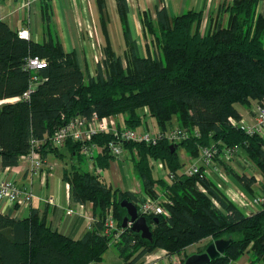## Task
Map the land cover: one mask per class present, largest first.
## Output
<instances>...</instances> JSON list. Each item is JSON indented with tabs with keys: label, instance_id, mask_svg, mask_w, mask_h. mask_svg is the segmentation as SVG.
<instances>
[{
	"label": "trees",
	"instance_id": "obj_1",
	"mask_svg": "<svg viewBox=\"0 0 264 264\" xmlns=\"http://www.w3.org/2000/svg\"><path fill=\"white\" fill-rule=\"evenodd\" d=\"M260 2L233 0L205 31L202 12L170 18L163 9L156 19L145 13L141 18L145 45L141 46L131 28L127 0H116L124 55H118L107 41L94 76L82 68L76 52H66L52 34L42 42L25 40L0 20V102H5L0 105V170L19 166L32 141H46L41 147L44 159L50 154L59 158L60 149L51 145L50 138L70 120L90 119L93 114L121 116L131 129L139 128L148 115L159 131L176 126L200 134L180 143H124L123 148L137 151L133 160L141 183L139 193L113 188L81 162L79 168L74 164L65 169L63 181L71 186V201L92 205L91 228L76 240L52 229L38 210L23 219L12 212L0 213V264H105L110 246L116 248L122 264H141L156 250L182 256L189 247L206 242L197 248L201 254L220 239L231 244L209 264H231L243 257H248L249 264H264V207L246 214L207 176H187L178 153L183 147L192 159H198L204 147L216 146L220 152L236 148L235 155L244 156L264 178V135L249 136L230 122L242 119L237 105H264ZM98 5L102 12L104 0H98ZM30 58L45 60L47 65L37 72L27 70ZM34 75L38 86L29 100L6 102L23 96ZM113 140L108 134L91 140L101 151L96 160L104 171L114 159L108 149ZM66 146L71 156L84 159L81 143L69 140ZM154 160L163 162L166 177L156 175ZM217 160L248 195L256 196L254 174H240L222 154ZM145 196L160 200L169 214L146 217L152 241L122 227L127 211L121 202L127 200L139 208ZM110 210L116 230L107 235L103 225Z\"/></svg>",
	"mask_w": 264,
	"mask_h": 264
},
{
	"label": "crops",
	"instance_id": "obj_2",
	"mask_svg": "<svg viewBox=\"0 0 264 264\" xmlns=\"http://www.w3.org/2000/svg\"><path fill=\"white\" fill-rule=\"evenodd\" d=\"M2 1L3 4L1 6L2 9L0 8V20L6 22L14 30L19 31L24 28L29 29L32 40L36 42H40L38 41V38L40 37L39 28L42 26L43 41L48 39L49 34H52L54 37H58L57 39L62 43L66 52H76L79 63L81 66L84 64V68L88 69V74L91 76H94L95 74H92L87 66L90 65V63H94L96 68V65L103 58L101 60L97 58L96 48L93 43L89 42L91 39V34H85L84 37L87 39L83 40L80 38V41L82 40L83 43H79V36L81 35L83 28L86 32L90 31V26L88 25L89 21L86 19V17H88L87 11L89 8L90 12L91 7L93 8L91 15L92 18L96 17L97 21L99 22L98 26L105 39V45L108 41L113 50L116 52L114 36L118 35L119 39L121 38L125 46L116 0H104V9L102 12L99 9L98 0H42L31 10L23 8L21 4L22 0ZM232 1L233 0H127L130 10L129 20L131 28L134 37L138 41L142 40L141 37L138 38L136 35V33L139 32L138 24L141 25L142 34L141 18L145 13L153 19H156L157 13L163 9L168 13L170 18L183 15L188 11L202 12L204 16L202 30L205 31L207 26H213L216 23V19L222 7L224 5H228ZM48 11H50L52 15L51 20L49 19L50 21L46 19V12ZM258 12L264 16V6L260 7L259 4ZM66 41L69 42L68 46L65 44ZM102 56L103 50L101 57ZM118 124L120 127H125L123 117L120 116ZM100 152V149H96L92 154L89 155L81 151L82 156L86 160L85 167L88 168L89 171L96 173V168L98 167L96 158ZM51 155L54 154H50L45 159L46 165L44 172L32 174L28 170L26 164H20L19 166L9 168L8 170L7 168L5 170H0V177L11 178L19 186H30L34 192V200L38 201L37 203L33 204V200L30 206H18V208H15V205L3 203L0 213L4 214L12 212L13 217L23 219L27 217L32 210H38L41 215H46L47 222L52 229H55L78 240L86 234V232L89 230V226H91L93 223L91 221V219H94L92 214V205H86V208L82 212L80 205L71 201L70 192L67 191L65 186L66 183L63 181L65 169H70L74 165L73 162H76L75 155L74 157L71 156L70 149L67 146L63 149H60L61 156L59 158L54 155L57 158L56 161L51 160ZM188 157L190 160L189 163L191 165L194 159H192L189 155ZM78 159H80L81 162L82 159L79 157ZM116 161L117 159L114 158L109 165V168L113 169L111 174L113 183L109 184L113 188H119L124 192H141V183L139 179L135 178L134 180L126 181L124 178L120 177V172L118 171L119 165ZM68 162H71V164L69 165ZM55 168L58 170L59 177L65 186L64 188L66 191V195L65 192L64 194H62V191L60 192L58 201L52 197L49 198L47 189L49 187V183L52 181V171ZM207 171L208 170H206V172ZM254 175L257 179V183L253 186L254 194H264L261 193L262 191L260 192L262 189V183L264 182L261 181L260 183L256 173H254ZM38 176L40 177L39 183L43 190L41 193H36V191H34L33 184ZM228 176L230 179H232L229 173ZM207 177L209 178L208 175ZM29 181H31V183ZM42 185H46V188H44ZM222 191L224 192V190ZM50 200H53V203H50ZM27 211L28 215L25 216ZM194 247L198 248L197 246H191L190 249ZM194 254L197 253L193 252L190 256ZM174 257L176 258V261L172 264H179L180 260L178 256H170L164 250H156L153 253L145 256L141 264H150L153 261H156L157 264H159V262L163 259H166L169 261V263H171ZM231 264H249V260L248 257H243L241 260Z\"/></svg>",
	"mask_w": 264,
	"mask_h": 264
},
{
	"label": "built area",
	"instance_id": "obj_3",
	"mask_svg": "<svg viewBox=\"0 0 264 264\" xmlns=\"http://www.w3.org/2000/svg\"><path fill=\"white\" fill-rule=\"evenodd\" d=\"M42 0H22L21 4L23 8L27 10L33 9L36 4H39ZM20 38L25 40H32L31 32L29 29H21L18 31ZM47 62L39 58H30L27 62L26 68L32 72H37L45 68ZM37 76L32 77L29 89L23 94V96L10 99L6 102L14 103L20 100H29L31 94L36 90L38 84ZM3 102H0V104ZM230 122L239 128H241L249 136L255 134L264 135V105H257L253 115L251 116V122H248L242 117L241 120L236 121L230 119ZM99 134L113 135L114 140L109 142V153L116 159L120 158L123 153L124 143H143L149 145H156L161 141H168L170 143H180L185 140H190L193 136L199 137V132H194V135L187 130L181 128H174L169 131H158L157 133H151L148 131H137L128 127H120L115 117L100 118L97 114H93L90 119L87 118H75L70 120L64 126L50 138V143L54 148L63 149L66 147L67 142L73 141L82 144V152L86 154H92L98 147L91 140L94 136ZM46 141H44L45 143ZM43 142L32 141V147L28 154L23 155L20 158V164H26L28 170L32 174L44 172L46 165L45 159L41 154V147ZM236 148L226 149L221 151L216 146H208L201 149L200 157L194 159L191 165L184 170V173L193 177L199 174L207 176L206 170L211 168L213 172L220 173L221 169L216 165V160L219 154H222L224 159L231 160L233 153H236ZM19 164V165H20ZM153 164L159 172H165L164 164L161 160H154ZM9 168H7L8 170ZM203 171V172H202ZM96 173L102 175L103 170L99 167L96 168ZM67 191L70 192V184L66 183ZM34 192L30 186H19L11 178L0 177V210L3 203L10 205H17L20 207H28L34 199ZM240 197L243 200V205L247 208L258 209L264 207V196L256 195L252 198L240 193ZM53 203V200H50ZM82 212L86 208L85 205H80ZM138 210L144 217L154 216H168V211L161 205L160 200H155L150 196H145L143 202L139 204ZM94 222V219H91ZM91 226H89V229ZM116 230V223L113 218V211L108 212L107 218L104 221L103 231L104 234H111ZM150 264H157L156 261Z\"/></svg>",
	"mask_w": 264,
	"mask_h": 264
},
{
	"label": "rangeland",
	"instance_id": "obj_4",
	"mask_svg": "<svg viewBox=\"0 0 264 264\" xmlns=\"http://www.w3.org/2000/svg\"><path fill=\"white\" fill-rule=\"evenodd\" d=\"M2 4H3V1L0 0V8H1ZM262 6H264V0H261V2H260V7H262ZM89 10H90V8H89ZM89 10L87 11L88 17H86V19H88V21H89L88 25L90 26V31L86 32L85 29L83 28V31L81 32V35L79 36V43L80 44L83 43L82 40H81L82 42L80 41V38H82L83 40L87 39L84 37L85 34H87V35L91 34L90 37L92 40L90 39V41L89 40L88 41L94 44V46L96 48V52H97V58L99 60H101L103 58V56L101 57V54H102L103 47L105 46V39H104V37L101 33V30L98 26L99 22L97 21L96 17L92 18L91 12H92L93 8L91 7V12ZM51 17H52L51 12L48 11L46 13V18L51 20ZM138 28H139V32H137L138 34L136 33V35L139 38V37H141V25L140 24H138ZM45 31H46V29H45ZM39 33H40L39 34L40 37L38 38V41L42 42L43 41V39H42L43 38V35H42L43 27L42 26H41V28H39ZM56 38H58V37H56ZM118 39H119L118 35H115L114 36L115 50H116L118 55L123 56L125 46H124V43L121 40V38L119 39V41H118ZM139 41H140L141 46L145 45L144 40H139ZM65 44L68 46L69 42L66 41ZM82 66L84 68V64ZM87 67L89 68V71H91L92 74H95V64L94 63L93 64L90 63V65H88ZM3 103H5V102H3ZM3 103H1V104H3ZM256 106H257L256 103H254L250 108L243 107L241 105H237V109L241 114H243V117L246 121L251 122V116L253 115V112L255 111ZM140 113L144 114L145 110H141ZM113 117H115V119L118 120L117 122H119L120 116H113ZM175 128H178V127L175 126ZM136 130L137 131H148L151 133H157L159 131V128L157 127L155 120L152 117L146 115L144 117V120H143L141 126L139 128H137ZM178 153H179L181 160L185 164L184 170H186L190 166V163H189L190 160L188 159L189 157H188V155H187V153L183 147H180L178 149ZM236 153H233V155L231 156V160H228V159H224V160L227 163L232 164V167L234 168V170L238 171L240 174L244 173V174L253 175L254 173H256V176H257V178H259L260 183H261V181L264 182V178L260 174V172H256L254 170V168L252 167V165L251 164L249 165L247 159L244 156H242V155L236 156L235 155ZM134 156H137L136 150L130 151L127 148H123V153H122L121 157L118 158L116 161L119 165L118 171L120 172V177L124 178L126 181L134 180L135 178L138 179L136 172H135V169H134V160H133ZM50 158L52 161H56V159H57L54 155H51ZM75 160H76V162L74 161L73 164H75L78 168L81 167L80 166V160L78 159L77 156H75ZM85 163H86V160L82 159L81 160L82 167H85ZM68 164L70 165L71 162H68ZM216 165L221 169V172L216 173V172H213L211 168H209V169H207L208 170L207 175L209 176V178L211 180H213V182L216 185H218V187L220 189L222 188V190H224L226 196L231 200V202L234 203L238 208H240L246 214H249L252 211H255V209L249 208L250 206L246 208L243 205V200L240 197V193H243L245 196H247L249 198H252V197L250 195H248L246 193V191L243 190V188L240 186V184L237 182V180L233 176H231L232 179H230V177L228 176V172H227L225 165H223V163H220L218 160H216ZM112 172H113V169L108 168L104 171V174L102 175L107 183H111V184L113 183L112 176H111ZM155 172L159 178H164L167 175V174H165V172H162V171L159 172L157 169L155 170ZM52 176H53L52 181L49 183V187L47 188L48 189V196H49V198L52 197L53 199L58 201V197H59L61 191H62V194H64V192H65V195H66V191L64 188L66 185L65 186L63 185V183L59 177V173H58L57 168L53 169ZM39 180H40V177L38 176L35 179L34 184H33L34 185V191H36V193L43 192L41 185L39 183ZM29 182L31 183V181H29ZM42 186L44 188H46V185L45 186L42 185ZM260 192L264 193V183H262V189L260 190ZM262 195L264 196V194H262ZM37 202H38L37 200H34L33 204H35ZM256 210H258V209H256ZM26 215H28V211L26 212L25 216ZM205 244H206V242L200 243L197 245V247L205 245ZM193 252L197 253L198 249L195 247L190 249V247H189L186 250L185 254H183L182 256H178L179 260H180L179 264H183L184 263L183 260L186 258V256L191 255ZM103 259H104L105 264H121L122 263L116 248L113 246L109 247V249L105 253ZM175 261H176L175 257L172 259L171 263H169V261H167L166 259H163L162 261L159 262V264H172Z\"/></svg>",
	"mask_w": 264,
	"mask_h": 264
},
{
	"label": "water",
	"instance_id": "obj_5",
	"mask_svg": "<svg viewBox=\"0 0 264 264\" xmlns=\"http://www.w3.org/2000/svg\"><path fill=\"white\" fill-rule=\"evenodd\" d=\"M171 149L172 151L175 150L173 146H171ZM121 207L127 211V216L123 220L122 227H129L131 231L140 234L143 239L152 241V232L150 231L147 218L141 215L137 205L123 200ZM230 244L231 240H216L208 246L204 253L189 256L184 264H209L212 260L223 256Z\"/></svg>",
	"mask_w": 264,
	"mask_h": 264
}]
</instances>
